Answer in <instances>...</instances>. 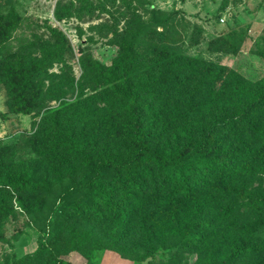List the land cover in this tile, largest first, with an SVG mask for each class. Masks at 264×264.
<instances>
[{"label":"rangeland","instance_id":"obj_1","mask_svg":"<svg viewBox=\"0 0 264 264\" xmlns=\"http://www.w3.org/2000/svg\"><path fill=\"white\" fill-rule=\"evenodd\" d=\"M130 47L140 58L142 81L156 80L167 61L200 60L195 74L167 66L173 71L153 84L158 90L172 78L181 92L155 100L174 115L165 121L171 146L186 145L188 134L200 141L212 132L215 148L238 155L237 136L246 125L232 113L242 93L264 86V0H0V264L33 252L46 234L42 253L24 264H264V253L221 262L243 240L264 244V169H211L191 199L161 209L150 197L130 220L76 213L86 190H65L74 178L85 181L93 166L55 165L56 138L73 131L88 142L93 160L136 152L126 136L127 102L87 70L92 59L125 70L123 52ZM209 71L220 80L206 82ZM117 84L125 88L120 78ZM253 116L264 119V109ZM162 146L164 140L153 143ZM22 168L49 189L31 194L7 185L4 175ZM199 218L205 237L179 244ZM129 222L139 227L131 236Z\"/></svg>","mask_w":264,"mask_h":264},{"label":"trees","instance_id":"obj_2","mask_svg":"<svg viewBox=\"0 0 264 264\" xmlns=\"http://www.w3.org/2000/svg\"><path fill=\"white\" fill-rule=\"evenodd\" d=\"M49 30L55 33L50 27ZM60 39L63 41V36ZM123 59L126 61L123 67L126 68L120 72L115 71V66L108 67L93 59L89 60L87 70L96 74L107 89L113 94L119 93V96L127 102L126 136L136 152L133 154L108 152L93 160L86 154L88 142L79 139L73 131L68 130L56 138V153L53 160L55 165L71 167L84 161L93 166L92 174L85 181L74 178L71 186L65 190L66 195L73 186L85 188L87 200L76 211L78 215L84 216L86 213L96 212L106 219L118 220L121 216L127 215L130 220V217L145 208L150 197L157 201L161 209L166 208L171 202L178 204L182 199H191L195 196L198 187L204 184L203 179L212 172L211 169L216 168L222 172L228 170L230 166L240 164L241 168L248 171H253L254 168L264 169V119L259 120L253 116V112L260 107L264 109V86L250 87L249 92L242 93L236 111L231 116V119H235L234 122H242L246 125L237 136L239 143L237 152L238 155L243 154L241 158H238V155L232 157L231 152H220L215 148L214 145L218 140L211 134L212 132L201 134L200 141H195L196 137L188 134L187 144L174 149L167 138L169 124H165L167 118H172L174 115L166 106L156 104L155 100L160 97L170 99L181 92L175 90L176 85L172 78L163 80L164 83H160L163 87L158 90H154L153 84L166 79L173 71V69L168 70L167 66L169 69L177 66L178 72L187 71L189 74H195L198 71L195 68L200 60L186 56L183 60L167 61L166 65L158 66L156 80L146 81L145 76L142 81L140 73L142 65L133 47L123 52ZM211 71L206 74L204 80L208 83L220 80V77H215ZM119 78L125 88H118ZM21 84L24 88L27 86L28 76H25ZM198 89V87L193 88L195 93ZM184 118L186 119V116ZM53 119V127L58 129V117L54 116ZM163 140L165 146L153 148L154 141L159 143ZM108 172L111 176H108ZM4 178L7 185L31 194L49 189L46 181L36 177L33 172H28L26 168L6 174ZM117 185L122 188L120 196L115 194ZM259 198L264 199V193L260 194ZM251 201L255 203L257 197H251ZM231 212L232 208L227 206L226 213L231 214ZM202 223V219L199 218L195 224L184 230L178 243L189 246L205 237L201 227H196ZM137 228H139L137 225L129 222L125 234L131 236L138 230ZM48 239L50 234L44 236L36 250L14 259L11 264H24L31 258L39 256L46 247ZM262 253H264V244L243 240L234 245L232 252L221 262ZM55 264H71V262L59 259Z\"/></svg>","mask_w":264,"mask_h":264},{"label":"crops","instance_id":"obj_3","mask_svg":"<svg viewBox=\"0 0 264 264\" xmlns=\"http://www.w3.org/2000/svg\"><path fill=\"white\" fill-rule=\"evenodd\" d=\"M80 264H82V263H80Z\"/></svg>","mask_w":264,"mask_h":264}]
</instances>
